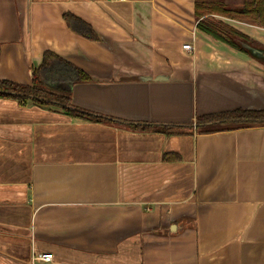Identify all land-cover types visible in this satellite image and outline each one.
Segmentation results:
<instances>
[{"label":"crops","instance_id":"0c3cea01","mask_svg":"<svg viewBox=\"0 0 264 264\" xmlns=\"http://www.w3.org/2000/svg\"><path fill=\"white\" fill-rule=\"evenodd\" d=\"M195 6L0 0V80L30 85L50 51L90 77L64 87L76 108L179 130L0 98V264H264V126L199 123L264 110V27L213 15L262 52L242 53L200 31Z\"/></svg>","mask_w":264,"mask_h":264},{"label":"trees","instance_id":"16d2710c","mask_svg":"<svg viewBox=\"0 0 264 264\" xmlns=\"http://www.w3.org/2000/svg\"><path fill=\"white\" fill-rule=\"evenodd\" d=\"M228 1L241 2V7L233 8ZM196 17L199 20L198 29L215 40L223 42L235 50L252 54V50H260L251 39L238 32L223 21L213 18V15L229 19L250 21L264 27V0H196ZM64 19L68 27L76 34L89 40H97L98 36L92 27L74 16L66 13ZM90 77L77 66L61 56L47 51L39 68L32 70V83L21 85L8 80H0V98H11L22 105L33 102L40 106H55L61 108L75 120L117 122L132 129L157 130L168 134L178 132L177 128L134 124L131 122L112 120L97 116L76 108L72 103L71 91L66 86L78 82H88ZM63 86V87H60ZM220 121L224 129H240L254 126H264V110H236L199 119V123Z\"/></svg>","mask_w":264,"mask_h":264},{"label":"built area","instance_id":"2783aa9c","mask_svg":"<svg viewBox=\"0 0 264 264\" xmlns=\"http://www.w3.org/2000/svg\"><path fill=\"white\" fill-rule=\"evenodd\" d=\"M184 50L191 51L192 50V46L187 44V45L184 46ZM36 260L43 261V262H51L52 261V255L51 254H40L36 258Z\"/></svg>","mask_w":264,"mask_h":264},{"label":"water","instance_id":"95a60500","mask_svg":"<svg viewBox=\"0 0 264 264\" xmlns=\"http://www.w3.org/2000/svg\"><path fill=\"white\" fill-rule=\"evenodd\" d=\"M252 54H254L255 56L260 57V55L262 54V52H260L259 50H252Z\"/></svg>","mask_w":264,"mask_h":264}]
</instances>
